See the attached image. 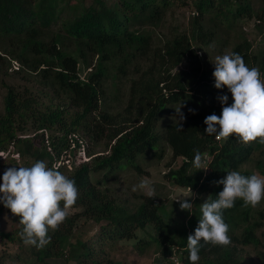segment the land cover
<instances>
[{
    "label": "trees",
    "instance_id": "trees-1",
    "mask_svg": "<svg viewBox=\"0 0 264 264\" xmlns=\"http://www.w3.org/2000/svg\"><path fill=\"white\" fill-rule=\"evenodd\" d=\"M174 6L190 8L189 25L183 30L172 25L156 44V28ZM249 20L264 32V0H0L1 79L10 70L33 75L41 86L37 92L47 89L49 98L43 101L27 88L19 90L2 81L6 92L0 113V176L9 161L23 160L26 167L44 161L73 179L79 192L75 211L68 212L58 230H49L51 242L40 250L23 243L19 218L0 203V217L12 220L10 227L0 229V264H130L115 257L119 241L134 239L137 229L146 228L152 232L146 231L150 237L137 243L141 252L154 245L159 264H174L163 260L175 249L180 264H190L187 237L202 216L199 203L174 228L154 197L145 196L129 211L91 175L110 172L122 160L133 162L163 139L172 156L182 159L165 173L166 180L206 199H216L223 185L215 181L229 171L249 176L256 169L264 176V145L243 144L235 137L218 141L204 131L205 117L221 114L217 97L227 95L228 105L232 103L226 88L213 87L214 68L203 69L199 57L200 48H215L222 24L230 30L239 26L230 53H239L264 78V49L254 50L242 31L241 21ZM80 61L90 68L83 78ZM131 66L122 111L100 107L111 68L114 76H126ZM177 102L185 117L181 130L169 123L157 133L155 125L166 105ZM28 131L31 135L23 136ZM99 144L101 153L94 148ZM82 148L85 160L78 156ZM194 149H199L208 169L192 166ZM6 151L10 153L4 157ZM67 154L74 158L63 162ZM249 162L254 169L244 168ZM263 216L262 209L244 207L237 200L224 211L231 244L202 242L198 264H246L245 247L264 262ZM88 222L98 225V231L91 233Z\"/></svg>",
    "mask_w": 264,
    "mask_h": 264
},
{
    "label": "clouds",
    "instance_id": "clouds-1",
    "mask_svg": "<svg viewBox=\"0 0 264 264\" xmlns=\"http://www.w3.org/2000/svg\"><path fill=\"white\" fill-rule=\"evenodd\" d=\"M213 64V87L217 90L226 88L232 103L228 105L227 95L217 97L221 114L217 116L213 113L205 117V134L215 136L218 141L235 137L243 144L258 142L264 145V78L260 70L249 68L244 58L235 52L217 55ZM181 107L175 110L179 130L185 119ZM194 152L192 166L197 170L208 169L199 149H194ZM215 183L223 185L222 191L216 199H206L200 204L202 216L194 234L187 237L190 264H198L202 242L221 247L231 244L229 225L224 220L225 210L233 208L237 200H242L244 207L253 208L264 200V176L259 174L246 176L232 170ZM138 189L145 191L149 197L155 194L147 178L134 185L132 191ZM189 191L191 197V188ZM78 197L75 181L58 169L48 167L44 161H36L30 167H9L0 176V203L19 218L18 223L22 226L19 235L23 243L37 250L51 242L49 230H58ZM177 200L180 209L191 214L193 204L185 198Z\"/></svg>",
    "mask_w": 264,
    "mask_h": 264
},
{
    "label": "rangeland",
    "instance_id": "rangeland-1",
    "mask_svg": "<svg viewBox=\"0 0 264 264\" xmlns=\"http://www.w3.org/2000/svg\"><path fill=\"white\" fill-rule=\"evenodd\" d=\"M191 16V10L189 7H176L174 6L172 10L167 12L164 22L162 23L160 28H156V37L154 36L155 43L158 44L157 38L164 39L166 32L171 30V26L179 25L180 29L183 30V27L189 25V20ZM243 26L242 31H244L245 35L251 40L253 44L254 50L264 49V32L261 33L254 26V21H241ZM225 29V31H222ZM236 27L235 29L230 30L227 25L222 24V27L218 29L219 41L217 45L207 46L200 48L199 57L201 59V65L203 69H213L214 68V60L217 55L229 54L231 49L237 39V32L239 31ZM224 40L226 41L224 43ZM223 43L225 45H220ZM95 62V59L93 60ZM17 66L16 62H13V67ZM10 70V69H9ZM90 68H85L82 66L81 61L78 67L79 76L81 78L85 77L87 71ZM111 75L105 81V92L102 96V102L100 107L109 108L113 111H122V108L125 106L130 80L133 76L132 66L129 67L128 74L126 76L116 75L114 76V71L111 68ZM0 76V113L3 110V99L6 92V88L3 85L2 81L7 84L14 85L17 89L23 90L27 88L34 94H39L40 99L48 102V96L46 93L47 89L40 90L38 93L37 90L41 87L38 83L37 79L33 75H28L25 73H13V71H9V74L4 76L1 79ZM180 102L177 103H168L165 107V110L161 117L158 119L155 125V130L157 133H161L164 127L169 123H176L175 117L178 118L176 111L178 110ZM180 111L183 113V107L180 108ZM31 131H28L23 136L31 135ZM161 138V137H160ZM95 151L97 153H101L103 151L102 145H94ZM10 152L6 151L4 153V157H6ZM73 156L65 157L64 161L72 160ZM62 161L60 164L63 163ZM182 162L180 157L174 158L172 156L171 149L168 145L160 139L158 142V146L156 149L150 150L143 155H139L133 162H127L126 160H122L116 165L110 172H107L106 169L92 173L91 179L93 181L99 180V186L101 188H107L108 193L117 201V203L123 206L125 209L129 211L135 210L144 200L145 196H148L145 191L137 190L132 191L133 186L137 185L141 180L147 178L152 187L155 190L154 199L157 203L163 205L167 219L170 225L174 228H177L182 221H186L190 213L188 211H182L180 209V202L177 199H186L190 203L193 204L191 214L194 210L195 203L202 204L206 200V196L204 194L198 193L195 190H192L193 195L190 196V188L179 187L171 184L165 178V173L169 171L170 168L178 167ZM137 165V167H136ZM26 167L25 162L23 160L19 161H9L7 168L9 167ZM6 168V169H7ZM245 169L252 170L253 162H249L244 165ZM253 174L261 175L256 169L253 170ZM263 176V175H261ZM253 209H262L264 212V200L261 203L253 208ZM75 211L74 209H70L69 212ZM256 216V214H255ZM11 219L7 216L0 217V229H4L10 227ZM83 222V220H82ZM263 228L261 231H264V216L262 218ZM92 226L91 233L93 231H98V225H94L92 222H88ZM146 231H150L149 228L137 229L136 237L130 240H121L119 241V247L115 251V257L119 259H123L130 264H159L157 259L161 260V256L156 252V248L154 245H150L145 247V249L141 252L139 248H137V243H142L141 240L147 241L150 236ZM98 235V233H96ZM75 239H73L74 241ZM75 242V241H74ZM242 255L246 264H264L255 254L254 250L251 247H245L242 250ZM163 262L169 263L174 262V264H180V260L178 259L176 250H172V253L163 260Z\"/></svg>",
    "mask_w": 264,
    "mask_h": 264
},
{
    "label": "built area",
    "instance_id": "built-area-1",
    "mask_svg": "<svg viewBox=\"0 0 264 264\" xmlns=\"http://www.w3.org/2000/svg\"><path fill=\"white\" fill-rule=\"evenodd\" d=\"M78 156H81L83 160L87 159L86 156L84 155V150L83 148L78 151ZM74 157V156H73Z\"/></svg>",
    "mask_w": 264,
    "mask_h": 264
}]
</instances>
